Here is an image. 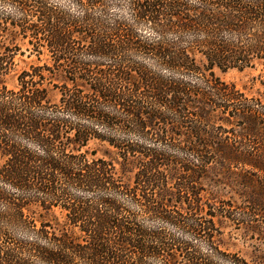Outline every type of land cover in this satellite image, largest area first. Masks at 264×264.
I'll return each instance as SVG.
<instances>
[{
	"label": "trees",
	"instance_id": "16d2710c",
	"mask_svg": "<svg viewBox=\"0 0 264 264\" xmlns=\"http://www.w3.org/2000/svg\"><path fill=\"white\" fill-rule=\"evenodd\" d=\"M216 70L264 88V0H0V264H264L216 240L225 215L264 241L254 199L200 190L216 163L264 192V104Z\"/></svg>",
	"mask_w": 264,
	"mask_h": 264
},
{
	"label": "rangeland",
	"instance_id": "374dc122",
	"mask_svg": "<svg viewBox=\"0 0 264 264\" xmlns=\"http://www.w3.org/2000/svg\"><path fill=\"white\" fill-rule=\"evenodd\" d=\"M17 43L20 51L15 59L16 66L3 81V84L8 88L16 87L18 75L36 63V57L30 53L31 46H29L28 41L20 39ZM215 73L222 81L235 84L248 99H258L264 104V88L261 86L263 78L259 71L245 70L239 72L230 70L223 73L216 70ZM215 114L217 117L208 128V132L212 133L214 142L223 141L233 144L241 140L246 141L243 139L245 131L241 122L231 120L230 123H224L220 119L225 118V115L218 111ZM93 147L97 148L98 145ZM97 149L103 150L102 148ZM2 162L3 159L0 156V164ZM210 166L206 176L201 181L200 190L203 200L213 208L212 212H215L214 208H217L220 213L221 205H224L228 210L238 209L240 211V208L246 206L249 198H252L254 199L252 207L261 209L258 214L264 217V192H253L245 187L244 184L248 179H246V174H243L245 170L242 167L224 170L221 165L216 163H212ZM215 222L219 230L216 240L222 249L239 253L249 261L254 260L260 254H264V241L257 240V236L254 237L253 233L248 231L245 226L238 225L237 222L225 217V215L224 217L218 216Z\"/></svg>",
	"mask_w": 264,
	"mask_h": 264
}]
</instances>
